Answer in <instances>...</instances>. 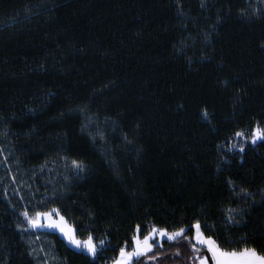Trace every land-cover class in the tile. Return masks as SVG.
Wrapping results in <instances>:
<instances>
[{
	"label": "trees",
	"instance_id": "1",
	"mask_svg": "<svg viewBox=\"0 0 264 264\" xmlns=\"http://www.w3.org/2000/svg\"><path fill=\"white\" fill-rule=\"evenodd\" d=\"M201 4L0 0V264H43L36 234L16 224L53 189L64 199L47 206L78 238L108 240L92 257L43 232L47 264H109L137 224L171 230L194 217L225 248L246 240L264 252V141L225 143L264 125V2ZM64 155L87 171L73 176ZM229 207L243 210L230 229ZM170 243L136 264H193L187 242L178 257Z\"/></svg>",
	"mask_w": 264,
	"mask_h": 264
},
{
	"label": "snow or ice",
	"instance_id": "2",
	"mask_svg": "<svg viewBox=\"0 0 264 264\" xmlns=\"http://www.w3.org/2000/svg\"><path fill=\"white\" fill-rule=\"evenodd\" d=\"M264 2V0H261ZM201 7H204L203 0ZM207 39V36L205 37ZM180 51V49H177ZM225 85L227 81H223ZM81 111H85L86 106H78ZM208 111L205 108L202 110V116L207 119ZM249 130L240 129L233 133L235 138H238L235 143L231 141L225 142L229 152L239 148L241 152L244 151L245 143L242 141H251L255 144L257 141H264V125L259 121L251 127V135ZM125 140H128L125 136ZM131 143L130 140H128ZM219 148V145H218ZM60 159L65 161V168H68L73 176H79L81 173L87 171V165L83 160L78 158H70L67 155L61 156ZM66 183L63 186L68 187L67 181L69 177H65ZM229 185L232 191H237L235 185L229 180ZM243 192L242 199L247 200L252 193L245 189H239ZM19 194V193H18ZM23 200V196H21ZM32 199L36 200V204H26L20 211L22 220L16 224V228L21 233H29L43 228L58 230L63 238L77 250L86 252L89 256L95 257L98 252V247L106 244L108 237L96 240L93 231H88L86 238L80 239L75 234L79 229H73L65 216L62 215V210L58 206H47L53 204L57 200L64 199L62 193H57L55 189L52 190L49 196L47 190L44 196L37 197L33 195ZM255 203V201H253ZM92 215L91 212L88 213ZM243 210L235 207H229L223 217V222L226 228H232L241 224ZM142 239H141V234ZM171 242L169 247L175 248L174 256L181 254V243L187 242L192 249V256L189 260L193 264H264V252L258 251L256 247L249 246L246 240H241L238 243L243 244V247L227 249L224 247V241L215 231H209L208 225L199 217H194L190 225L180 222L179 226L169 229L167 226H157L151 224L147 226L146 232L144 227L140 224L135 226L134 234L131 236V247L129 248V241L125 240L124 244L119 247V255L113 261V264H136L133 259L146 257L147 261H156L158 256L163 253L155 252L153 255H147L153 252L155 248H164V241Z\"/></svg>",
	"mask_w": 264,
	"mask_h": 264
},
{
	"label": "rangeland",
	"instance_id": "3",
	"mask_svg": "<svg viewBox=\"0 0 264 264\" xmlns=\"http://www.w3.org/2000/svg\"><path fill=\"white\" fill-rule=\"evenodd\" d=\"M238 139V138H237ZM242 142H245V141H242ZM249 142H251L250 140H249ZM258 142V141H257ZM252 143V142H251ZM43 232H53V233H57L63 240H64V242L67 244V246H69L70 248H72V249H74V250H76V251H80V250H77V249H75L74 247H72L70 244H68V242L63 238V236H62V234L58 231V230H56V229H48V228H43V229H39V230H36V231H32V233H35L36 234V236H35V238L34 237H30V235H28V237L27 238H29V243L30 244H36V243H39L40 244V246H41V249L40 248H38V253H39V255H41V257H42V259H43V264H47V262H48V257L50 256V253H48V251H46V250H44L43 249V244H46V246H49V243H48V241H47V237L46 236H44V235H42V233ZM166 241V240H165ZM42 251V252H41ZM81 252H83V253H85V254H87L86 252H84V251H81ZM48 255V256H47ZM88 255V254H87ZM119 255V254H118ZM134 260L135 259H137V258H133ZM109 264H113V261L112 262H110Z\"/></svg>",
	"mask_w": 264,
	"mask_h": 264
}]
</instances>
